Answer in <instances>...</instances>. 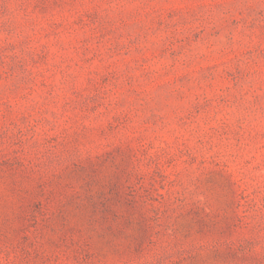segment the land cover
<instances>
[{
  "label": "rangeland",
  "instance_id": "374dc122",
  "mask_svg": "<svg viewBox=\"0 0 264 264\" xmlns=\"http://www.w3.org/2000/svg\"><path fill=\"white\" fill-rule=\"evenodd\" d=\"M0 264H264V0H0Z\"/></svg>",
  "mask_w": 264,
  "mask_h": 264
}]
</instances>
